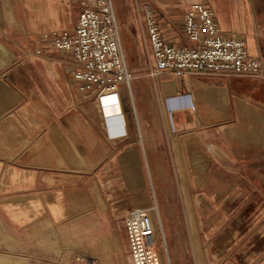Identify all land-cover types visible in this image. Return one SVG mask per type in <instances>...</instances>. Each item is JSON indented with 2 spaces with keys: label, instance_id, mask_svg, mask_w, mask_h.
<instances>
[{
  "label": "crops",
  "instance_id": "crops-1",
  "mask_svg": "<svg viewBox=\"0 0 264 264\" xmlns=\"http://www.w3.org/2000/svg\"><path fill=\"white\" fill-rule=\"evenodd\" d=\"M147 1L172 46L188 45L182 21L202 4L224 36L245 41L250 55L264 58V0H114L132 75L119 87L117 105L108 91L98 99L96 90L79 89L73 55L54 47L56 36L75 28L79 0H0L1 262L135 264L127 223L134 211L147 210L161 264H178L183 233L177 226L191 220L170 207L190 203L166 198L160 184L151 193L146 163L158 175H197L213 166L220 172L226 162L234 170L247 162L254 173L264 165V81L173 72L153 77L156 62L141 13ZM119 110L123 134L116 138L106 115L118 119ZM207 193L198 198L206 212L194 221L216 224L188 232L191 255L182 258L264 264V230L251 228L260 202L241 209L233 223L243 225L227 228L220 223L231 216L210 214L220 199Z\"/></svg>",
  "mask_w": 264,
  "mask_h": 264
},
{
  "label": "built area",
  "instance_id": "built-area-1",
  "mask_svg": "<svg viewBox=\"0 0 264 264\" xmlns=\"http://www.w3.org/2000/svg\"><path fill=\"white\" fill-rule=\"evenodd\" d=\"M83 10L72 32L53 39L54 47L74 57V82L79 89L96 90L98 99L112 91L118 103V89L132 80L121 42L114 0H79ZM147 40L156 62L151 73L178 76L187 73L253 77L264 81V58L249 54L245 41L224 36L212 13L202 4L186 13L180 27L185 47L169 44L161 30L151 1L141 7ZM107 122V120H106ZM122 135V134H121ZM135 264H161L151 215L134 211L127 223ZM83 264H96L88 259Z\"/></svg>",
  "mask_w": 264,
  "mask_h": 264
},
{
  "label": "rangeland",
  "instance_id": "rangeland-1",
  "mask_svg": "<svg viewBox=\"0 0 264 264\" xmlns=\"http://www.w3.org/2000/svg\"><path fill=\"white\" fill-rule=\"evenodd\" d=\"M146 165L147 189H149L151 193L154 191L153 187L160 184L162 193L166 198L175 199L176 202L186 199L190 203L188 206L175 204L170 207V210L175 211L176 214H180L181 217L186 213L191 220V222L183 221L181 225L177 226V230L181 234L183 233L180 245L181 253L179 254V259L182 260H179L177 262L178 264H189L186 259H183L191 255L189 243L186 245L185 241L186 236H188L187 233L190 231L196 233L197 230H204L207 225L216 224L202 221L195 223L194 219L206 212V208L198 204V198L201 197V194H208L207 192H209L212 196L211 198L220 199V205L212 208V210L208 209V212L212 214L221 213L223 211V213L231 216V218L227 217L229 221L220 223L221 226L225 225L227 228L233 227L234 223L236 224L234 228H237L238 225H243L244 222L241 220L233 223V221L238 219L241 209L247 207L251 201L256 200V202H260L258 203L260 219L252 223L251 228L253 232L264 230V205H262L264 204V194L261 196L257 194V192L263 193L264 191L257 186L259 183L264 184V165H258L260 167L257 169L254 168L252 170L254 173H250L249 163L247 162H243L241 169L235 170L232 164L226 162L224 169H221L224 172H218L217 166H213L209 173L197 175L187 173L158 175L152 173L153 166L149 163H146ZM201 182L207 183L208 187L203 189L198 186ZM5 259H7V261H0V264H20L17 259L6 257Z\"/></svg>",
  "mask_w": 264,
  "mask_h": 264
},
{
  "label": "bare ground",
  "instance_id": "bare-ground-1",
  "mask_svg": "<svg viewBox=\"0 0 264 264\" xmlns=\"http://www.w3.org/2000/svg\"><path fill=\"white\" fill-rule=\"evenodd\" d=\"M108 91L109 94H113L112 91L106 90ZM105 91V92H106ZM118 105V103H117ZM119 108V106H118ZM118 119H115L114 116H107L106 115V120H107V126L109 129V132L112 136H115L116 138H118L121 134H123V126H122V117L120 114V110L118 112ZM115 131V135L112 134V132Z\"/></svg>",
  "mask_w": 264,
  "mask_h": 264
}]
</instances>
